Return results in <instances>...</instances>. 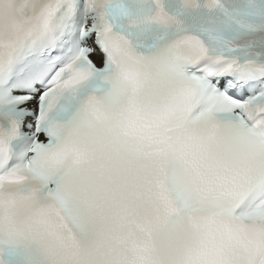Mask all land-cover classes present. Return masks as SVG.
<instances>
[{
  "label": "snow or ice",
  "instance_id": "obj_1",
  "mask_svg": "<svg viewBox=\"0 0 264 264\" xmlns=\"http://www.w3.org/2000/svg\"><path fill=\"white\" fill-rule=\"evenodd\" d=\"M0 264H264V0H0Z\"/></svg>",
  "mask_w": 264,
  "mask_h": 264
}]
</instances>
